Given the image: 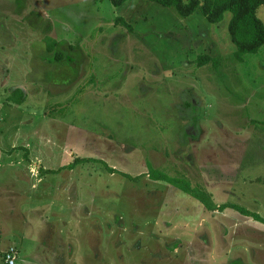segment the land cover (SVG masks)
<instances>
[{"label":"rangeland","instance_id":"374dc122","mask_svg":"<svg viewBox=\"0 0 264 264\" xmlns=\"http://www.w3.org/2000/svg\"><path fill=\"white\" fill-rule=\"evenodd\" d=\"M230 17L0 0V264H264V223L148 176L264 218V44L236 60Z\"/></svg>","mask_w":264,"mask_h":264},{"label":"trees","instance_id":"16d2710c","mask_svg":"<svg viewBox=\"0 0 264 264\" xmlns=\"http://www.w3.org/2000/svg\"><path fill=\"white\" fill-rule=\"evenodd\" d=\"M126 0H110L111 5L114 7L122 5ZM152 2L158 3L164 7H172L175 9L177 14L182 17H188L192 15L196 10H200L204 17L211 23L219 22L226 11L231 12V17L227 24V30L231 42L235 46V50L232 52L233 57L236 60H241L243 54L255 52L261 45L264 44V22L258 17L257 10L264 4V0H150ZM115 22L123 23L126 27L131 29V24L128 23L123 17L117 16ZM56 41L46 46L49 52L54 50ZM63 52L55 51L54 59L60 61L63 59ZM197 66H202V64L210 63L213 68L218 67L219 59L216 56H211L207 53H201L194 59ZM19 89L14 91L18 92ZM12 95L15 94L11 93ZM8 98L10 100L12 97ZM22 94L17 93L14 97V103L19 104L22 102ZM92 157L79 158L76 157L75 160L67 165L72 167L76 162H89L94 161ZM104 167L110 173H114L115 169L109 167L104 162ZM123 176L128 178H136V176H131L127 173L120 172ZM148 176L151 179L163 180L174 187H177L192 197L197 199L207 210L220 209L223 210L226 207L235 208L238 212L244 215L251 216L257 221L264 223V218H262L256 212H251L247 208L238 205L236 203H221L215 205L210 194L206 190L201 189L198 185L193 186L191 182L184 176L168 175L166 173L157 171L152 167H149ZM4 255V253H3ZM4 264V261H3Z\"/></svg>","mask_w":264,"mask_h":264},{"label":"built area","instance_id":"2783aa9c","mask_svg":"<svg viewBox=\"0 0 264 264\" xmlns=\"http://www.w3.org/2000/svg\"><path fill=\"white\" fill-rule=\"evenodd\" d=\"M15 259H16L15 248L13 246H10L4 252V255H3L4 264H15Z\"/></svg>","mask_w":264,"mask_h":264},{"label":"crops","instance_id":"0c3cea01","mask_svg":"<svg viewBox=\"0 0 264 264\" xmlns=\"http://www.w3.org/2000/svg\"><path fill=\"white\" fill-rule=\"evenodd\" d=\"M12 177H14V176H12ZM2 200H3V199H2ZM40 216L43 217V215H41V214H40ZM43 244H44V246H45V243H44V242H43ZM10 246H11V245H10ZM13 247H14V246H13ZM31 255H38V256H39V260L42 261V258H41L42 256L39 255L38 253L33 252ZM43 255H44V253H43ZM17 256H18V254H17ZM33 261H34V260H33Z\"/></svg>","mask_w":264,"mask_h":264}]
</instances>
